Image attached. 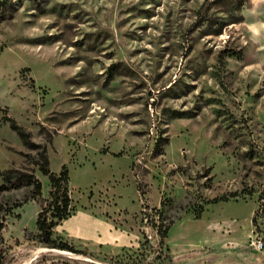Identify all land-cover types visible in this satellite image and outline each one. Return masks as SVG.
<instances>
[{
  "label": "rangeland",
  "instance_id": "obj_1",
  "mask_svg": "<svg viewBox=\"0 0 264 264\" xmlns=\"http://www.w3.org/2000/svg\"><path fill=\"white\" fill-rule=\"evenodd\" d=\"M0 8V173L26 166L5 113L46 145L51 171L67 166L70 205L102 211L133 242L114 255L71 242L62 229L106 233L78 214L54 229L74 250L42 245L40 204L13 207L22 186L0 193L2 264H264V0Z\"/></svg>",
  "mask_w": 264,
  "mask_h": 264
},
{
  "label": "trees",
  "instance_id": "obj_2",
  "mask_svg": "<svg viewBox=\"0 0 264 264\" xmlns=\"http://www.w3.org/2000/svg\"><path fill=\"white\" fill-rule=\"evenodd\" d=\"M1 4L2 0H0V5ZM2 18L3 14L0 8V19ZM1 120L9 123L10 128L17 133L27 150L25 152H20V154L25 157L24 163L26 165L21 168L22 170L12 166L5 168L0 173L2 179L0 183V193L22 186L28 187V193L20 202L13 205V207H18L29 200H35L40 204V210L35 219L37 229L35 236L36 240L48 248L74 250L73 244H69L66 240L54 236V228L61 223L62 220L71 216L75 211V208L70 205L72 198L68 187L69 174L67 166L63 164L58 172L51 171L49 168L46 145L44 143L35 142L32 139L30 131L19 125L12 117L7 116L5 113H2ZM50 141L51 138L49 136L47 143H50ZM27 164L32 165V168H29ZM35 168L48 178L49 190L46 198L42 196V182L35 175ZM238 196L237 192L215 196L212 199L205 200V202L198 203L197 206L186 209L184 214L191 211L194 218H199L205 204L218 200H236ZM181 216L182 215L177 216L176 219ZM173 222L174 220L170 219L163 229L157 228V232L160 234V242L167 236L168 229ZM252 224L255 225V217L252 218ZM0 264H2L1 260Z\"/></svg>",
  "mask_w": 264,
  "mask_h": 264
},
{
  "label": "crops",
  "instance_id": "obj_3",
  "mask_svg": "<svg viewBox=\"0 0 264 264\" xmlns=\"http://www.w3.org/2000/svg\"><path fill=\"white\" fill-rule=\"evenodd\" d=\"M78 214L84 215L98 222L105 223L107 225L106 233L105 235H102L97 230L92 238H88L87 235L82 231H79V229L73 231L62 229L60 233L71 242L78 243L81 247H87L91 250L110 255L118 254L123 248H127L133 244L132 240L129 238L128 232L123 230L122 227L114 225L111 218L108 217L107 219V216H105L102 211L98 210V212H91L85 207L83 209L75 210L72 216H77ZM54 229H56V227ZM110 246H112L113 249H110Z\"/></svg>",
  "mask_w": 264,
  "mask_h": 264
},
{
  "label": "built area",
  "instance_id": "obj_4",
  "mask_svg": "<svg viewBox=\"0 0 264 264\" xmlns=\"http://www.w3.org/2000/svg\"><path fill=\"white\" fill-rule=\"evenodd\" d=\"M256 246L260 249L262 248V246H264V243H262L261 241H258Z\"/></svg>",
  "mask_w": 264,
  "mask_h": 264
}]
</instances>
